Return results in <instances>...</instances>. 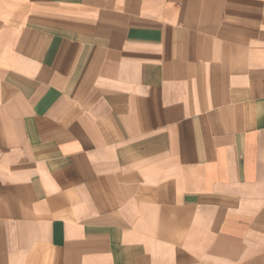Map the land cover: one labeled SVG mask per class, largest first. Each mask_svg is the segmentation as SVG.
I'll use <instances>...</instances> for the list:
<instances>
[{
  "label": "crops",
  "instance_id": "obj_1",
  "mask_svg": "<svg viewBox=\"0 0 264 264\" xmlns=\"http://www.w3.org/2000/svg\"><path fill=\"white\" fill-rule=\"evenodd\" d=\"M0 264H264V0H0Z\"/></svg>",
  "mask_w": 264,
  "mask_h": 264
}]
</instances>
